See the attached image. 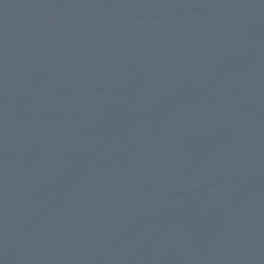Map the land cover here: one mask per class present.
Returning a JSON list of instances; mask_svg holds the SVG:
<instances>
[{"label":"water","instance_id":"water-1","mask_svg":"<svg viewBox=\"0 0 264 264\" xmlns=\"http://www.w3.org/2000/svg\"><path fill=\"white\" fill-rule=\"evenodd\" d=\"M0 264H264V0H0Z\"/></svg>","mask_w":264,"mask_h":264}]
</instances>
